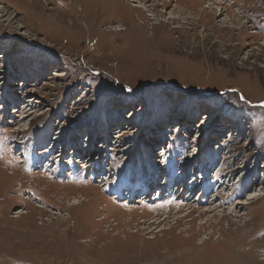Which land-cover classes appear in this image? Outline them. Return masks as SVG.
<instances>
[{"label": "rangeland", "instance_id": "374dc122", "mask_svg": "<svg viewBox=\"0 0 264 264\" xmlns=\"http://www.w3.org/2000/svg\"><path fill=\"white\" fill-rule=\"evenodd\" d=\"M191 1L0 0V264H264V0Z\"/></svg>", "mask_w": 264, "mask_h": 264}, {"label": "bare ground", "instance_id": "6f19581e", "mask_svg": "<svg viewBox=\"0 0 264 264\" xmlns=\"http://www.w3.org/2000/svg\"><path fill=\"white\" fill-rule=\"evenodd\" d=\"M199 0H192L191 1V4H194V3H196L197 4V2H198ZM193 6H195V4L193 5ZM145 179H146V177H145ZM146 182V181H145ZM252 198H257V194H255V195H253V196H251Z\"/></svg>", "mask_w": 264, "mask_h": 264}]
</instances>
